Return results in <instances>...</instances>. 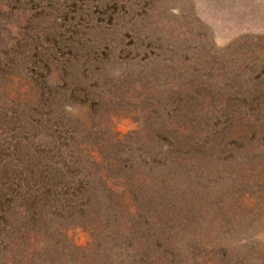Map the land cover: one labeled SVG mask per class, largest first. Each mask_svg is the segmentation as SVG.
Returning a JSON list of instances; mask_svg holds the SVG:
<instances>
[{"label": "rangeland", "instance_id": "374dc122", "mask_svg": "<svg viewBox=\"0 0 264 264\" xmlns=\"http://www.w3.org/2000/svg\"><path fill=\"white\" fill-rule=\"evenodd\" d=\"M0 264H264V0H0Z\"/></svg>", "mask_w": 264, "mask_h": 264}]
</instances>
